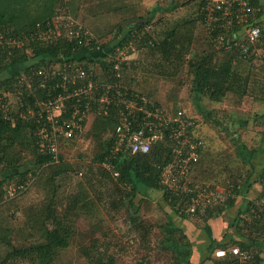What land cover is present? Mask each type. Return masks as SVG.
Here are the masks:
<instances>
[{
	"label": "rangeland",
	"instance_id": "obj_1",
	"mask_svg": "<svg viewBox=\"0 0 264 264\" xmlns=\"http://www.w3.org/2000/svg\"><path fill=\"white\" fill-rule=\"evenodd\" d=\"M201 1L3 0L1 7L8 9V12L10 8H16V13H20L26 9L24 5L29 6L30 4L33 6L30 8H34L32 10L29 8L32 15L35 14L43 19L52 20L59 27L69 19L73 23L82 24L101 43L107 41L113 43L116 39L118 26L126 20L141 18L146 22V19L149 18L150 21L146 29L152 27L151 29L159 34L164 29H171L175 24L183 23L185 20L192 21L191 18H196ZM6 14L8 15V13ZM25 22L23 18L20 24ZM193 24L191 26L192 41L184 52L186 60L191 59L196 52L202 53L205 49L212 48L216 51L214 56L217 60L214 61H217L218 64L230 58L227 52L219 50L217 46L212 47L213 43L209 40L208 31L202 23ZM137 56L140 59L144 56L148 57L146 54ZM10 58L11 54H6L5 62H8ZM185 59L175 61L177 66L167 64L165 67H170L169 71L164 70L165 67L162 65L161 67L154 66L153 70L149 71H141L140 68H137L135 72L132 71L128 84L137 90L148 93L153 99L161 100L168 108L176 105L181 106L180 108L195 119L196 123L192 125L191 139L202 142V153L198 166L193 173L196 176V181L188 180L193 176L189 174L183 187L186 184L196 182L197 185L195 184L190 188L197 190L205 181H212L215 177L213 183L218 190L225 189L231 183L236 184L240 190L244 186L243 181H246L252 174L248 180L250 187H247V194L250 196L249 198L252 197L256 201L261 193L259 188H262L258 182L264 166V150L260 153V147L264 143V133L260 131L264 128V122L257 121L256 118H261L256 117L255 114L261 115L264 112V103L250 97H245L243 100L232 98L230 94L221 101H213L205 94L197 95L193 89L194 74L189 71ZM262 60L261 56L256 59V65L260 66L263 63ZM230 62V68L244 73H248L252 68L251 62L239 57L231 59ZM99 66L98 61L97 67L99 70L102 69L103 66ZM0 77L4 78L2 70H0ZM133 77L137 78L134 80ZM3 95H7L14 110L19 107L20 98L12 90L4 91ZM237 119H250L251 123L249 127H241L237 124ZM255 121L259 122L260 126H253ZM89 130L84 134L85 136L82 134L74 137H63L61 142L65 146L63 149L65 151L64 161L47 165L44 169L39 170L35 178H31L26 191L17 193V195H12V190L3 193L0 200V222L2 224L15 212L22 218L21 223L26 221L30 224L32 219L43 217L42 212L48 202L51 201L53 212L58 215L60 213L69 215L73 226L68 239V246L54 252L53 264H90L84 248L90 247L94 241L97 242L95 245L100 250L108 248L107 251L112 253L115 258L114 264H177L176 257L180 254L181 244L190 248L193 244L192 253L197 252L200 255L197 260H204V264H225L223 261L217 262L218 259H225L219 257L225 254L227 256L230 248L238 246L234 238L229 236L234 235L232 233L235 229L234 226L227 225L228 221L236 217V209H231L232 212L230 213L227 212V209H223L214 215L212 220H209L211 224L209 221L207 222V227L216 228L218 224L219 227L222 228L223 226V228L220 229L221 231L219 230L218 237H214V235L207 237L205 230H199L202 232L196 233L197 225L202 223L200 218L193 217L191 221L181 218L166 204L162 191L148 189L142 205L139 203L138 207L141 206V209L138 216L149 227V231H136L134 226L129 223V218H131L134 210L129 208L128 204L118 209L111 205L112 200L118 201L119 197L113 191L115 178L108 177L103 184L95 182L96 184L92 185L86 181L85 175L80 174V165L85 168L92 165L96 170L100 166L97 155L103 151V148L99 145V140L90 135L87 136L91 132ZM235 130L238 131L237 136L233 134ZM106 136L108 133L105 134ZM241 146L244 147L243 150H241ZM246 149H255L256 156L253 158L255 165L251 162L252 156H244ZM13 153L10 157H13ZM15 156L21 159L20 169L24 168L27 163L30 164L34 161L30 150L20 153L18 151ZM102 164L105 170L104 166L106 165L101 163V166ZM85 171L87 170L85 169ZM105 171V173L112 175L107 169ZM210 183L212 182L208 184L210 185ZM8 185L4 184L3 190L9 188ZM55 188L57 191H54ZM81 189L84 190L83 193L86 196L81 201L86 202V206L83 207V204L78 202L76 207L74 199ZM177 189H181V186H177ZM141 199L142 196L139 202ZM172 220L182 230H177L171 235L173 244L165 235L166 228L170 227ZM36 221L40 223V220ZM242 227L244 233L259 237V245L263 243L261 248L254 247L253 253L258 248L264 250V232H258L260 226L255 224L251 228L252 230L247 225ZM30 228L29 226V232L25 233L24 236L16 237V233H14L11 236L12 242L18 247H29V244L35 245L48 241L44 230L39 225L35 229L32 228L31 231ZM215 231L214 234L217 235V229ZM183 233L184 235H182ZM165 240L167 246H165ZM198 244L202 246L199 247V250L196 248ZM221 245H226V247H221ZM8 249V246L0 243L1 264H38L32 260L37 252L32 253V257L29 255L24 258H14L10 261L11 263H4L3 259ZM221 250H225L226 253L219 255L218 252ZM253 253L252 257L254 258ZM261 256L264 258V252ZM253 258L248 263L242 264L252 263ZM180 260L178 258V261Z\"/></svg>",
	"mask_w": 264,
	"mask_h": 264
},
{
	"label": "trees",
	"instance_id": "obj_2",
	"mask_svg": "<svg viewBox=\"0 0 264 264\" xmlns=\"http://www.w3.org/2000/svg\"><path fill=\"white\" fill-rule=\"evenodd\" d=\"M205 1L206 0L201 1V6L198 8L196 18L193 17L194 19L191 18L192 21L185 20L183 23L175 24L171 29L162 30L163 33L159 32V34H157L155 30L153 31V29H151L152 27L146 29V26L150 21L149 18L146 19V22H142L137 26L127 25L125 22L120 23L118 31L115 35V42L112 43V41H107L103 43V48H110V51L112 52L115 50L116 46L124 44L128 45L129 41L132 40V47L129 49V56L131 60H129V64L126 63L127 61L122 62L120 70L121 75L117 77L115 72L111 69L110 62L103 61L101 59L102 57L99 58L97 56V60H95V62L97 63L99 61L101 66H103L100 72L101 76H97L100 80L99 82L119 81L122 96L131 97L132 93L140 95L138 98L139 104L142 102L141 98L146 97L148 99V109L161 112L163 121H166L163 115L166 116L168 113H175L182 109L179 105L168 108L161 100L153 99L148 95V93L131 87L128 84V79L131 77L132 71L135 72L137 68H140L141 71H149L153 70L154 66L161 67L162 65L165 67L167 64L177 66V62L175 61H182L185 59L184 52L188 49L193 36L191 27L192 24H196L198 22L202 23L208 31L206 18L202 12V7ZM249 1L253 7L259 8V10H255L250 13L247 17V23L238 24L234 22L230 31H225V29L220 27V24L213 23L216 26V29L212 32H208L209 40L213 43L212 47L217 46L219 50L227 52L230 55L229 59H225V61L221 64H218L217 61L215 62L214 60H217V58L214 56L216 51L213 48L208 50L205 49L202 53L196 52L193 54L191 52V55L193 54L192 58L187 60L185 59V62L188 63L189 71L194 74L193 89L197 95L205 94L213 101H221L225 96L230 94L232 98H239L240 100H243L245 97H250L253 100H260L264 103V2L263 0ZM2 3L3 0H0V33L3 35H10L16 38L21 37L24 39L25 35L30 34L35 29L37 23L41 22L43 24L48 20L47 18L43 19L35 14H30V9H34L30 8L33 7L30 4L29 6L24 5L26 9L20 11V13H16V8H10L8 12V9L1 7ZM5 13H8V15H5ZM23 18L26 22L20 24ZM248 23L261 28L260 37L254 44L248 41L244 35V26ZM26 37L27 39H25L26 42L24 45L10 51L11 58L8 62H5V55L0 60V70H2L4 76V78L0 77V97H3L4 91H7L8 89L15 91L16 86H18L16 83L17 75L20 76L24 72L29 73L32 69L41 65L53 64L57 57L66 56L71 59L79 58L81 60L86 59L87 61L89 59L90 62H94L92 52L95 49L96 43L92 42L86 47H80L78 51L73 54L71 49L74 45H76L75 41L68 42L61 40L58 43L46 44L32 38V36L29 37L28 35ZM242 41L248 45V49L246 51L236 45L238 42ZM134 54L136 55L134 56ZM142 54H146L148 57L144 56V58L142 57V59H140V57L137 56ZM260 56L263 59V63L259 66L256 65L257 62L255 61ZM237 57L251 62L250 64L252 68L248 73L230 68V60ZM169 69L170 67L164 68V70L168 71ZM56 78L59 79V77ZM136 78L137 77H135L134 80ZM127 88L128 90H126ZM38 93L40 95H28L25 93L22 98L20 97V101L27 104L32 103V101L36 100L37 97L41 96L43 91L38 90ZM99 106L100 107L96 106V109L89 114L87 119L83 121V129L72 135V137L82 134L84 135L90 129L89 131L91 132L88 133L87 136L90 135L99 140V145L103 148V151L97 155L100 162L98 163L100 164V166H98L99 169H94L92 165H89L86 168L80 165V173L85 175L86 181L92 185H95L96 183L103 184L108 177L115 178L113 191L116 192V195L119 197L117 199L118 201L113 199V203L111 205L113 208L118 209L123 207L125 204H128L129 208L131 207L134 210L131 218H129V223L131 226H134L136 231L147 232L149 231V227H147L138 216L141 206L138 207L139 205H136L135 198L138 194H140L142 196L140 205H142L145 200L144 198L147 196L145 194L148 192V189H154L163 192L162 196L166 204L181 218L189 221H191L193 217L200 218L202 223L197 225L198 228L196 227L197 229H195L197 230L196 233L202 232L199 230H208L207 222L212 219L214 215H217L223 211V209L235 206L237 214L230 224V226H234L235 229L232 231L234 235H229L230 238H234V241H236V244L242 250H248L253 253L254 247L261 248L260 246H262L263 243L259 245V237L253 236V234L250 233H244L242 231V226L247 225L251 229L255 224H257L260 226L258 232H264V166L262 167V174L258 182L260 187H262L259 188L261 189V193L258 195V198H256V201L251 197L244 200L243 203L238 206V198L243 187L239 190L236 184L231 183L225 188V192L227 193V200L225 202H219L214 205L205 203L203 211L198 209L195 213L190 212L188 208L191 204V196L194 194L191 192L190 187L195 185L196 182H193V184L189 183L184 187L182 183L181 189L175 190L168 189L160 183V180L162 179V171H164V168L172 161L174 149L177 147V140L172 139L171 137L174 124L171 123V121L162 123L163 125L160 130L163 132V137L152 143L149 152H121L117 158L112 159V169L104 166L108 172L112 173L111 175L109 173H105L106 169H103V164L101 166V163H104L105 160H107L106 156L113 141L112 134L114 133V128L117 122L119 121V108L110 106V114L107 115L101 110V105ZM186 115L189 117L192 125L196 123L193 116L189 115L187 112ZM255 116L261 118H256L257 121L261 120L264 122V112L261 115L255 114ZM140 118L141 115L137 113L134 120L136 119V122L138 123ZM237 120V124L241 127H249L251 123L250 119ZM192 125L188 126V132L190 134H192ZM253 126H260V124L255 121L253 122ZM157 128L159 127L153 126L150 128L149 126L143 127V130H145L146 135H148L151 133L149 129H153L155 131ZM260 132L264 133V128ZM106 133H108V136L105 137ZM233 134L237 136L238 131H233ZM36 140V126H34V124L22 119H18L16 123H13L10 119L6 120L2 118L0 120V200L2 199L4 192L12 190L11 194L17 195V193L26 191L29 187L31 178H35L39 170L44 169L47 165L64 161L65 151L63 149L65 146L62 142L59 150V161L53 162L54 159L52 155L48 152H42L36 145ZM201 143L202 142H200V145L197 148L199 157L196 161L191 163V169L189 172L190 175H193L200 161L203 147L201 146ZM243 149L244 147L241 146V150ZM26 150H30L33 154L34 161L30 164L27 163L24 168L20 169L19 165L21 163V159L15 155L18 151L20 153L21 151ZM262 150H264L263 146L260 147V153ZM245 151V157L252 156L253 159L256 156L255 149H246ZM12 153L14 155L13 157H10ZM251 162L255 165L254 159ZM85 169L87 171H85ZM115 171L118 172V175L116 176L114 175ZM250 176L246 179V181L242 180L244 186L250 187V181H248ZM195 177L196 176L193 175L189 178V180L196 181ZM214 180H207L208 182L205 181L202 186L206 183L212 182L210 185L212 188H215L213 183L215 182ZM4 184H9V188L3 190L2 186ZM20 185H23V187L21 188ZM247 187H245V189ZM54 191H57V188H55ZM83 192L84 190L81 189L74 199L76 207L78 202L83 204V207L86 206V202L81 201L86 198ZM91 202L93 201L91 200ZM52 204L53 203L49 201L47 206L44 208L45 210L42 212L43 217L40 219H32L30 224L26 221L21 223L22 218L19 217L16 212L12 213L11 217L3 222V224L0 222V243L9 247L5 254V258L3 259L4 263H11L10 261L14 258H24L29 255L32 257V253L37 252V255L33 256L32 260L36 261L38 264H53L54 252L60 248H66L68 246V239L73 228L71 225L72 222H70L71 219L67 214L60 213L58 215L53 212ZM36 220H40V223ZM37 225L44 230V233L47 236V242L35 245L29 244V247H18L12 242L11 236H13L14 233H16V237L19 235L24 236L25 233L29 232V226L31 227V231V229H35ZM166 229V238H168L173 244L171 235L177 230H182L173 220L170 222V227H167ZM182 235H184V233ZM96 243L97 242L94 241L90 247L84 248L89 263L114 264L115 258L112 253L107 251L108 248L100 250V248L95 245ZM165 246H167V241L165 242ZM192 246L193 244L191 245V248L189 246H184L183 244L180 245V254L177 257L181 260L178 261V258L176 257L177 264H204V260H197L198 257H200L197 252L192 253ZM221 247L225 248L226 245H221ZM259 248L255 251V253H253L254 258L250 264H264V258L261 256L264 250ZM224 256L219 257L225 258L224 260L218 259L217 262L219 263L220 261H223L225 264H242L238 255L232 254L230 251L227 256L226 254Z\"/></svg>",
	"mask_w": 264,
	"mask_h": 264
},
{
	"label": "built area",
	"instance_id": "obj_3",
	"mask_svg": "<svg viewBox=\"0 0 264 264\" xmlns=\"http://www.w3.org/2000/svg\"><path fill=\"white\" fill-rule=\"evenodd\" d=\"M255 10L259 8L253 7L249 0H206L202 7L208 32L216 29L213 23L220 24L225 31H230L234 22L247 23V17ZM244 27L245 37L251 43H256L260 37L261 28L250 23L245 24ZM28 35L46 44L58 43L61 40L75 41L76 45L71 49L73 54L80 47H86L92 42L96 43L92 52L94 62H90L89 59L88 62L86 59L61 56L57 57L53 64L41 65L29 73L24 72L20 76L17 75L18 86L15 91H12L19 98H22L25 93L39 94L38 90L43 93L32 103L27 104L20 101L19 107L15 110L7 95L0 97V120L10 119L16 123L18 119H22L34 124L37 136L36 145L42 152L50 153L54 159L53 162H58L63 137H71L75 132L81 131L83 121L96 109V106L101 105V110L107 115L110 114V106H115L119 108V121L114 128L113 141L106 156L107 160L104 162L110 169H112V159L117 158L121 152H149L152 143L163 137V132L160 130L162 123L171 121L174 124L171 137L177 140V147L174 149L172 161L162 171L160 183L172 190L184 185L189 176L191 163L199 157L197 148L200 145L198 140L191 139V134L188 132V126L192 123L186 112L180 109L175 113H168L166 116L163 115L166 120L163 121L161 112L148 109L146 97H142V102L139 104L140 95L132 93L131 97L122 96L119 81L99 82L97 78L101 76L102 70L98 69L95 62L97 56L102 57L103 61L110 62L111 69L117 77L121 75L122 62L127 61L126 63L129 64L131 60L129 49L132 47V40L128 45L116 46L111 52L110 48L104 49L103 43L96 40L82 24L73 23L69 19L60 27L52 20H47L43 24L39 22ZM28 35H25L23 39L0 33V60L4 55L10 54L11 50L24 45ZM236 45L244 51L248 49L244 41ZM99 67H102L101 64ZM137 113L141 115L138 123L136 119L134 120ZM152 125L159 128L155 131L149 129L151 133L146 135L143 127L152 128ZM114 175H118V172L115 171ZM20 187L22 188L23 185ZM191 192L194 194L191 196L188 209L193 213L198 209L203 211L205 203L214 205L227 200L225 189L212 188L208 183L201 185L197 190L191 189ZM230 252L238 255L242 263H248L253 258L252 252L242 250L239 246L230 248ZM225 253V250L218 252L219 255Z\"/></svg>",
	"mask_w": 264,
	"mask_h": 264
},
{
	"label": "crops",
	"instance_id": "obj_4",
	"mask_svg": "<svg viewBox=\"0 0 264 264\" xmlns=\"http://www.w3.org/2000/svg\"><path fill=\"white\" fill-rule=\"evenodd\" d=\"M263 147H264V143H263ZM256 160V159H255ZM256 163H257V161H256ZM260 163H261V161H260ZM245 187H247V186H243V188H242V190H241V193H240V195H239V198H238V203H237V205L239 206V205H241V203H243V201L244 200H246V199H248L250 196H248V194H247V190L245 189ZM246 196H248L247 198H246ZM231 209H236V207L234 206V207H231V208H228L227 209V212L228 213H230V212H232L231 211ZM237 214V209H236V212H235V215ZM212 220V219H211ZM233 220L231 219V221H228V223H227V225H230L231 224V222H232ZM209 224H211V221H209ZM211 227V228H210ZM222 228H223V226H222ZM222 228L221 227H219L218 226V224H217V227L216 228H214V227H212V226H209L208 227V230H206L205 231V233H207V237L209 236V237H211V235H214V237H218V235L220 234L219 233V230L221 229L222 230ZM215 229H217V231H218V233H217V235H215L214 233H216V231H215ZM220 230V231H221ZM198 247H196L198 250H199V247H202L200 244H198L197 245ZM195 248V249H196Z\"/></svg>",
	"mask_w": 264,
	"mask_h": 264
},
{
	"label": "water",
	"instance_id": "obj_5",
	"mask_svg": "<svg viewBox=\"0 0 264 264\" xmlns=\"http://www.w3.org/2000/svg\"><path fill=\"white\" fill-rule=\"evenodd\" d=\"M142 22H144V20L143 19H141V18H136V19H130V20H126L125 21V24H127V25H133V26H137L138 24H140V23H142ZM141 198V195L140 194H138L137 196H136V198H135V203H136V205L138 206L139 205V199Z\"/></svg>",
	"mask_w": 264,
	"mask_h": 264
}]
</instances>
